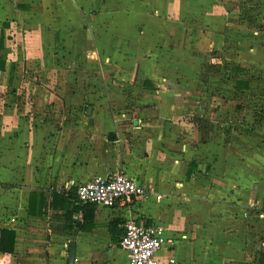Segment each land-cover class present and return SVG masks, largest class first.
<instances>
[{
    "label": "crops",
    "instance_id": "1",
    "mask_svg": "<svg viewBox=\"0 0 264 264\" xmlns=\"http://www.w3.org/2000/svg\"><path fill=\"white\" fill-rule=\"evenodd\" d=\"M28 2L0 0V15L23 18ZM50 10L54 44L64 25L74 33L91 18L87 42L119 72L87 92L101 95L90 114L61 115L53 101L54 116H0V231L15 232L0 264H68L71 241L75 264H125L130 217L165 228L163 263L264 264V109L235 103L232 75L227 102L199 54L234 51L239 91L264 96L254 85L264 83V0H52ZM42 96L59 100L54 87ZM115 171L146 195L114 208L77 200L79 184Z\"/></svg>",
    "mask_w": 264,
    "mask_h": 264
},
{
    "label": "rangeland",
    "instance_id": "2",
    "mask_svg": "<svg viewBox=\"0 0 264 264\" xmlns=\"http://www.w3.org/2000/svg\"><path fill=\"white\" fill-rule=\"evenodd\" d=\"M51 2L52 0H30L23 18L19 17L16 11L7 14V17H4V12L2 16L0 15V43L3 32L4 45V48L0 49V54L5 57L6 63L5 70H0V116L2 117L8 116L13 119L34 116L38 120L42 119L44 113L47 117L54 116L56 103L53 101H58L57 110L61 115L63 109L68 107L83 110L91 104L94 105L95 101L98 103L101 101V95L99 97L94 95L91 98L87 92L96 87L100 91L102 90L100 85H109L110 81L114 83L115 76L119 72L116 62L107 63L99 56L100 49L87 42L85 29L82 26H86L84 22L92 23L91 18L89 20H86L87 17L83 18V21L79 22L81 27L78 24V29L74 33L64 25L65 28L62 30L63 33H60L58 42L53 43L54 34L49 33L52 31V26L56 28L59 17L52 14L54 13L52 10H50L52 15L45 16L49 13ZM253 9V12H256V7ZM255 16L256 14L251 12V21L258 26L262 25L261 19L260 23L256 22L258 18L255 19ZM71 20L72 18L66 17L67 24ZM53 44L54 48H52ZM199 54L204 57L202 72L213 76V79L221 77L223 80L224 83H216L217 87L221 85L219 86L223 91L221 94L227 102L230 97L228 92L234 91L227 86L228 77L232 75L231 84L236 82L234 85L236 96L232 94L235 103L240 101L248 107L264 109V96H260L259 92H256L258 90L248 96H244L243 92L239 91L240 87L235 79L237 72L234 70L235 66L232 67L234 51L226 48L223 51L208 50ZM46 57L51 59L50 64L43 63L42 59ZM258 75V71H255L253 74L255 80L258 79ZM106 78L109 79L108 82L105 81ZM255 84H258V89L264 87L263 82L258 81ZM53 87L59 100L56 97H41L42 92Z\"/></svg>",
    "mask_w": 264,
    "mask_h": 264
},
{
    "label": "built area",
    "instance_id": "3",
    "mask_svg": "<svg viewBox=\"0 0 264 264\" xmlns=\"http://www.w3.org/2000/svg\"><path fill=\"white\" fill-rule=\"evenodd\" d=\"M146 192L143 185L123 171L96 175L76 188L80 203H93L106 208L127 207L136 198L146 195ZM166 241L162 225L128 218L120 240L121 248L128 253L125 264H179L174 257L169 258L167 263L158 258L157 253L165 246Z\"/></svg>",
    "mask_w": 264,
    "mask_h": 264
},
{
    "label": "trees",
    "instance_id": "4",
    "mask_svg": "<svg viewBox=\"0 0 264 264\" xmlns=\"http://www.w3.org/2000/svg\"><path fill=\"white\" fill-rule=\"evenodd\" d=\"M4 48L3 45V32L1 37L0 49ZM6 63L5 57L0 54V70H5ZM206 121H203L205 124ZM78 200V199H77ZM91 205L95 206V204L90 203ZM15 248V232L11 229H2L0 231V251L3 253H12L14 252Z\"/></svg>",
    "mask_w": 264,
    "mask_h": 264
},
{
    "label": "water",
    "instance_id": "5",
    "mask_svg": "<svg viewBox=\"0 0 264 264\" xmlns=\"http://www.w3.org/2000/svg\"><path fill=\"white\" fill-rule=\"evenodd\" d=\"M92 106L88 108V114L91 113ZM76 262V243L75 241L70 242L69 246V257H68V264H75Z\"/></svg>",
    "mask_w": 264,
    "mask_h": 264
}]
</instances>
